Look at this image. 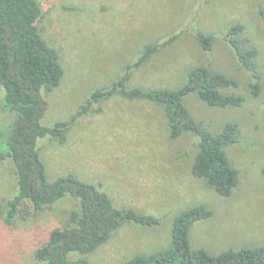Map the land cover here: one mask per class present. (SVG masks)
Returning <instances> with one entry per match:
<instances>
[{
    "label": "rangeland",
    "instance_id": "rangeland-1",
    "mask_svg": "<svg viewBox=\"0 0 264 264\" xmlns=\"http://www.w3.org/2000/svg\"><path fill=\"white\" fill-rule=\"evenodd\" d=\"M42 9L43 39L53 47L64 71L60 86L42 96L44 127L69 123L66 140L36 139L47 180L75 176L107 194L119 210H133L158 221L152 227L124 223L86 259L90 264H124L136 256L165 250L175 219L203 207L212 217L191 229L194 249L211 255L264 247V0H36ZM239 40L257 50L254 76L244 71L224 35L234 27ZM215 37L211 52L201 49L196 33ZM147 63L130 71L129 89L177 90L193 69L203 67L236 82L225 91L243 98L239 108L207 106L196 94L184 104L212 134L229 123L238 127L237 143L226 149L239 173L233 194L224 198L191 174L198 151L190 134L171 140L162 109L115 93L92 102L96 91L109 92L127 75L149 45L164 44ZM262 87L254 97L251 87ZM3 90L0 88V100ZM14 125L0 111V130ZM17 194L10 160L0 162V264H40L34 253L56 229L79 212L66 197L41 213L26 201L12 222L7 205Z\"/></svg>",
    "mask_w": 264,
    "mask_h": 264
},
{
    "label": "trees",
    "instance_id": "trees-1",
    "mask_svg": "<svg viewBox=\"0 0 264 264\" xmlns=\"http://www.w3.org/2000/svg\"><path fill=\"white\" fill-rule=\"evenodd\" d=\"M41 18L42 9L36 0H0V88L3 90L0 111L14 119V125L0 130V162H12L17 181V194L7 205V221L15 219L26 201L37 213L66 197L79 201V212L71 215L66 227L51 232L46 244L35 251L34 259L40 264H90L83 258L72 259L71 255L88 257L104 246L126 222L152 227L158 221L133 210L117 209L107 194L75 176L55 183L47 180L36 139L51 136L64 143L69 123H57L52 128L41 124L44 107L40 95H50L64 77L57 51L41 35ZM241 31L240 26H234L224 39L235 52L241 68L254 76L258 52L239 40ZM196 39L203 51H212L214 36L197 32ZM165 45L145 47L138 61L128 67L127 75L109 92L93 93L87 106L74 116V121L90 109L93 101L98 103L115 93L131 101L151 102L162 109L171 140H178L185 134L197 139L198 151L191 165L192 176L219 196L228 198L238 186L239 173L230 163L226 149L237 143L238 127L229 123L218 134H212L193 118L184 99L196 94L209 107L229 109L241 107L243 98L225 93L236 86L233 79L203 67L190 71L186 83L177 90L129 89L131 69L147 63ZM251 90L254 97L262 93L258 84ZM18 122L21 123L17 130ZM36 178L44 180L42 191L39 187L35 191ZM211 217L212 213L203 207L182 213L174 221L171 242L165 250L136 256L124 264H264V247L228 250L216 256L204 249L192 248V227Z\"/></svg>",
    "mask_w": 264,
    "mask_h": 264
},
{
    "label": "water",
    "instance_id": "water-1",
    "mask_svg": "<svg viewBox=\"0 0 264 264\" xmlns=\"http://www.w3.org/2000/svg\"><path fill=\"white\" fill-rule=\"evenodd\" d=\"M10 46H11V43H10ZM40 98L43 99L41 95H40ZM43 107H44L43 108V112H44L46 110V104L44 103V101H43ZM20 123L21 122H18V124H17V130L19 129ZM29 158H31V157L29 156ZM37 182H39V189L42 191L43 190V186H44V180L43 179H38L37 181H35V184ZM66 183L71 185L69 182H66ZM35 191H36V189H35ZM67 239L70 240L71 238H67Z\"/></svg>",
    "mask_w": 264,
    "mask_h": 264
},
{
    "label": "flooded vegetation",
    "instance_id": "flooded-vegetation-1",
    "mask_svg": "<svg viewBox=\"0 0 264 264\" xmlns=\"http://www.w3.org/2000/svg\"><path fill=\"white\" fill-rule=\"evenodd\" d=\"M39 178H36V179H34V188L35 189H37V187H39V182H37L36 184H35V181H37Z\"/></svg>",
    "mask_w": 264,
    "mask_h": 264
}]
</instances>
